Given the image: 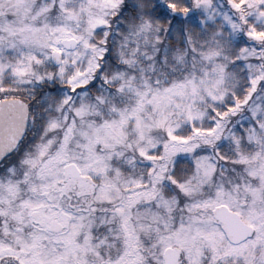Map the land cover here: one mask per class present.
Wrapping results in <instances>:
<instances>
[{
	"label": "snow or ice",
	"instance_id": "snow-or-ice-1",
	"mask_svg": "<svg viewBox=\"0 0 264 264\" xmlns=\"http://www.w3.org/2000/svg\"><path fill=\"white\" fill-rule=\"evenodd\" d=\"M0 264H264V0H0Z\"/></svg>",
	"mask_w": 264,
	"mask_h": 264
}]
</instances>
